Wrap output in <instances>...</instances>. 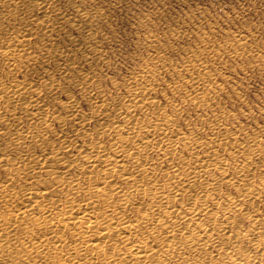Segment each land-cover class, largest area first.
Listing matches in <instances>:
<instances>
[{"label":"bare ground","instance_id":"bare-ground-1","mask_svg":"<svg viewBox=\"0 0 264 264\" xmlns=\"http://www.w3.org/2000/svg\"><path fill=\"white\" fill-rule=\"evenodd\" d=\"M66 1L0 0V264H264V123L230 126L197 79L189 98L210 109L183 131L185 101L155 99L149 63L109 93L92 13ZM67 22L87 44L32 41Z\"/></svg>","mask_w":264,"mask_h":264},{"label":"rangeland","instance_id":"rangeland-1","mask_svg":"<svg viewBox=\"0 0 264 264\" xmlns=\"http://www.w3.org/2000/svg\"><path fill=\"white\" fill-rule=\"evenodd\" d=\"M59 1L60 6L71 9L72 5L66 0ZM75 3L92 13L90 27L95 30V39L102 42L103 56L108 61V67H101L106 77L101 84L109 93L123 92L125 87L115 90L116 85L121 84L131 70L139 72L141 64L149 63L156 79L155 99L162 104L168 102V98L185 101L178 123L183 131L199 126L206 117L204 111L210 109L209 106L198 107L189 98V92L195 89L190 82L197 79L199 84H205L202 88L205 105L211 104L230 126L252 130L254 124L264 123V0H76ZM7 5L0 4V12H4ZM17 15L20 17L21 13ZM44 32H39L32 41L39 45L58 42L74 46L76 41H69L76 39L87 44L84 29L69 27L68 22L52 37ZM153 53L162 59L157 66L150 59ZM74 57L71 56L74 64L70 71L86 67L80 54ZM96 62L105 64L101 60H95L94 64ZM72 90L78 93V88L72 87ZM43 93L54 96L48 91ZM167 112L173 113L170 107ZM53 125L57 127L58 123ZM201 133L202 139L208 137L206 130ZM7 136L0 135V141ZM106 137L105 143L109 140ZM182 150L188 154L187 148ZM157 153L151 152L150 167L162 168L164 164L158 162ZM238 159L235 156L231 161ZM82 166H74L69 172H81L85 169ZM161 178H170V174L164 173ZM220 185V193L232 195L244 187L228 186L222 181ZM253 199L258 198L242 199V207L256 204ZM230 209L237 214L234 207Z\"/></svg>","mask_w":264,"mask_h":264}]
</instances>
